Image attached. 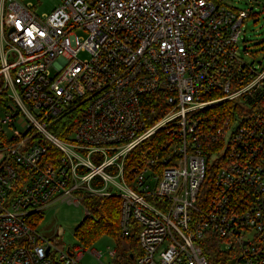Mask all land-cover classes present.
Instances as JSON below:
<instances>
[{
  "label": "built area",
  "instance_id": "2783aa9c",
  "mask_svg": "<svg viewBox=\"0 0 264 264\" xmlns=\"http://www.w3.org/2000/svg\"><path fill=\"white\" fill-rule=\"evenodd\" d=\"M36 7L0 0V264H83L82 250L59 248L34 218L85 195L122 198L123 235L140 225L134 264H264V64L241 54L250 8ZM71 113L78 124L60 138L51 128ZM50 147L62 152L55 165ZM19 168L28 176L17 192ZM213 243L226 262L209 259Z\"/></svg>",
  "mask_w": 264,
  "mask_h": 264
},
{
  "label": "rangeland",
  "instance_id": "374dc122",
  "mask_svg": "<svg viewBox=\"0 0 264 264\" xmlns=\"http://www.w3.org/2000/svg\"><path fill=\"white\" fill-rule=\"evenodd\" d=\"M36 5L39 14L49 13L56 8L62 0H28ZM238 8L249 9L253 7L250 17L243 26L247 52H241L248 63L264 64V0H234ZM242 49V48H241ZM87 53H80L81 58H86ZM261 61V63H259ZM54 73V71H53ZM0 103V115H3ZM11 130L10 128H8ZM22 129V128H20ZM85 206L70 203H54L48 206L34 218V227L45 238L51 239L59 248L77 247L84 252L83 264H109L112 262L110 252L117 250V240L113 235L104 234L91 245L80 244L75 236L76 227L86 215ZM100 253L101 256H98Z\"/></svg>",
  "mask_w": 264,
  "mask_h": 264
},
{
  "label": "trees",
  "instance_id": "16d2710c",
  "mask_svg": "<svg viewBox=\"0 0 264 264\" xmlns=\"http://www.w3.org/2000/svg\"><path fill=\"white\" fill-rule=\"evenodd\" d=\"M27 2L28 0H21ZM151 99V101H153ZM156 103V104H155ZM160 101L152 102V104L159 105ZM163 106V111H164ZM162 114L159 112L157 117ZM78 124V116L76 114H67L54 123L51 130L60 138L67 139L74 131ZM140 148L128 155L126 160V171L133 164L135 154L139 152ZM62 152L54 147L49 148L46 157V164L55 165L60 162ZM19 177L14 183L15 189L20 191V188L28 176V171L24 168H19ZM82 204L85 206L86 215L82 222L75 229V236L79 239L80 244L89 246L104 234L113 235L117 240V250L115 257L112 258L114 264H134L136 257L141 255V248L139 243L140 225L133 222L132 232L129 235H123L120 227L121 204L122 198L118 195H85L82 197ZM206 254L209 259L215 261L226 262L229 254L221 252L217 243L211 244L206 249Z\"/></svg>",
  "mask_w": 264,
  "mask_h": 264
},
{
  "label": "water",
  "instance_id": "95a60500",
  "mask_svg": "<svg viewBox=\"0 0 264 264\" xmlns=\"http://www.w3.org/2000/svg\"><path fill=\"white\" fill-rule=\"evenodd\" d=\"M250 10L252 11L253 7H250ZM244 49H246V46H244ZM233 263H234V260L230 261L228 264H233Z\"/></svg>",
  "mask_w": 264,
  "mask_h": 264
}]
</instances>
